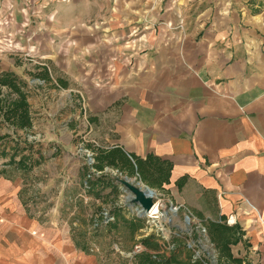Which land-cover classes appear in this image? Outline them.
Listing matches in <instances>:
<instances>
[{
    "label": "crops",
    "instance_id": "crops-1",
    "mask_svg": "<svg viewBox=\"0 0 264 264\" xmlns=\"http://www.w3.org/2000/svg\"><path fill=\"white\" fill-rule=\"evenodd\" d=\"M0 22L45 66L25 74L0 56V78L22 80L24 95L30 75L43 85L30 109L54 144L120 150L160 202L207 233L227 227L230 256L264 264V0H0ZM18 192L0 181V240L20 234V264H98L26 217Z\"/></svg>",
    "mask_w": 264,
    "mask_h": 264
},
{
    "label": "rangeland",
    "instance_id": "rangeland-1",
    "mask_svg": "<svg viewBox=\"0 0 264 264\" xmlns=\"http://www.w3.org/2000/svg\"><path fill=\"white\" fill-rule=\"evenodd\" d=\"M4 35L0 37V56L9 54L16 58L20 70L25 74L36 67H45L41 59H34L27 49L17 51L19 49L14 43L11 47L8 46ZM12 39L15 40L14 37ZM124 51L127 57L126 50ZM122 57L127 64L126 58ZM31 75L29 81L32 79ZM29 81L25 83L37 90L35 94L31 92L32 89H28L31 93L25 94L28 103L21 89L20 94L26 102L24 113L26 118L36 120L38 127H32L29 122L27 126L18 129L6 121L5 116L1 114L10 103L13 104L17 100L18 94L9 85L2 84L0 80V136H2L0 138V181L19 188L16 195L26 217L54 227L66 243L73 240L76 247L94 254L98 264H135L131 260L133 254L144 250L139 244V239L148 234L154 235L155 242L159 246L156 250L146 251L148 254L162 258L167 256L173 248H178L179 244H185L191 249L189 255L192 259L200 256L208 264H216L220 250L209 239L208 223H199L186 210L175 205L163 204L159 201V196L152 195V202L156 205L158 214L149 212L144 216L138 214L135 204L124 199L126 194L123 192V187L116 181L117 178L126 177L130 182L138 183L141 187L145 184L134 175L129 158L120 150L107 152L88 149L82 152L76 145L72 147L63 143L54 144L50 138L51 130L47 127V121L40 122L41 116L36 114V110L30 109L34 96L43 97L40 91L43 85L34 86ZM18 83L21 88L22 80ZM95 152L100 159H103L98 161V165L92 160ZM18 160H20L19 165L9 164ZM104 163L110 167H105L106 170L103 173L105 177H100L98 173L90 170L92 166L94 169H99ZM87 167L89 171H86ZM81 168H84L83 173L78 171ZM99 179L103 184L93 185ZM103 180L114 181L116 191L113 192L110 187L104 186ZM87 181L90 182L89 186ZM87 192H90L92 197L90 201L86 199ZM155 207L152 213L155 212ZM113 208L121 211L118 217L119 223L107 228L102 227L103 225L96 228L95 225L104 221L103 213H107L109 222L112 221V217L115 216H109V213ZM191 211L193 214L196 210L191 209ZM185 216L188 220L184 219ZM122 220L135 222L140 228L132 232L128 223ZM176 235L179 241L172 238ZM136 245L140 246V251L137 253L134 252ZM229 248L234 254L236 246ZM182 255L183 253L180 254ZM58 258L57 263L64 264V260L67 261L60 255ZM0 264H20V234L18 236L10 226L9 230L5 231L4 239L0 240Z\"/></svg>",
    "mask_w": 264,
    "mask_h": 264
},
{
    "label": "trees",
    "instance_id": "trees-1",
    "mask_svg": "<svg viewBox=\"0 0 264 264\" xmlns=\"http://www.w3.org/2000/svg\"><path fill=\"white\" fill-rule=\"evenodd\" d=\"M2 84L9 85L17 94L18 98L13 104H9L8 107L1 113L5 116V120L9 121L11 125L15 128H22L29 124L28 118L25 116L26 112V102L23 95L20 94V84L12 79V78H0ZM2 136H0L1 138ZM9 162V161H8ZM9 164H20V160L17 162H11ZM101 169V168H99ZM104 186L110 187V189L115 192L116 186L113 184L112 180H103ZM98 182V183H97ZM87 186L90 185V182H86ZM97 184H103L102 180H97L93 185L97 186ZM97 195V194H96ZM121 211L117 208H113L112 212L109 213V216L112 217V222H109L107 225L103 227H109L110 225H117L119 223L118 217ZM101 217V216H100ZM122 219V217H121ZM139 220V219H138ZM125 223H128L132 229V232L138 230L140 226L136 225L135 222H130L129 220H122ZM229 229L225 226H221L219 224H212L208 228V233L210 235V240L215 243L217 248L220 250L219 255L216 260V264H240V260L232 258L229 254L228 245H233L236 242V238L233 237V234L230 235ZM174 240L179 241L178 235L176 237H172ZM184 239V238H182ZM182 243V242H181ZM139 244L144 249L142 252L133 254L131 260L134 261L135 264H208L206 260L198 256L197 258L192 259L189 255L190 248L185 244H179L178 248H173L171 252L167 256H160L154 254H148L146 251L148 250H156L159 246L155 242V238L153 234H148L145 237L139 239ZM183 253L182 256L180 254ZM179 254V256H178ZM225 260V261H224ZM224 261V262H223Z\"/></svg>",
    "mask_w": 264,
    "mask_h": 264
},
{
    "label": "water",
    "instance_id": "water-1",
    "mask_svg": "<svg viewBox=\"0 0 264 264\" xmlns=\"http://www.w3.org/2000/svg\"><path fill=\"white\" fill-rule=\"evenodd\" d=\"M116 181L123 187L126 194L124 199L136 205V210L140 216H144L153 206L152 191L147 187H141L138 183L130 182L126 177L117 178ZM188 220V217H184Z\"/></svg>",
    "mask_w": 264,
    "mask_h": 264
},
{
    "label": "built area",
    "instance_id": "built-area-1",
    "mask_svg": "<svg viewBox=\"0 0 264 264\" xmlns=\"http://www.w3.org/2000/svg\"><path fill=\"white\" fill-rule=\"evenodd\" d=\"M4 37H5V36H4ZM6 43H7L8 46H10V47L12 46L11 41L7 40V38H6ZM152 195H153V194H152ZM136 211H137V210H136ZM106 215H107V213H103V214H102V216H103V218H104V221H102V223L108 221V218L106 217ZM227 222H228V220H227ZM138 251H140V246H139V245L134 246V252L137 253Z\"/></svg>",
    "mask_w": 264,
    "mask_h": 264
},
{
    "label": "bare ground",
    "instance_id": "bare-ground-1",
    "mask_svg": "<svg viewBox=\"0 0 264 264\" xmlns=\"http://www.w3.org/2000/svg\"><path fill=\"white\" fill-rule=\"evenodd\" d=\"M155 206H156V205L153 204V206L151 207V209H150L147 213L151 212V214H156V213L158 214L159 211L157 210V208H156ZM154 207H155L156 210H155V212L152 213ZM147 213H146V214H147ZM146 214H145V215H146ZM162 217H163L164 219H166V217H164L163 215H162ZM148 218H149V215H148Z\"/></svg>",
    "mask_w": 264,
    "mask_h": 264
}]
</instances>
